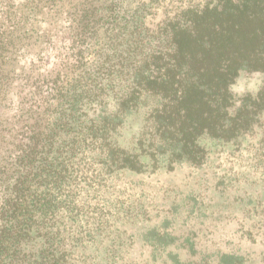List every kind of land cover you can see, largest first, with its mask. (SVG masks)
<instances>
[{"label":"trees","instance_id":"trees-1","mask_svg":"<svg viewBox=\"0 0 264 264\" xmlns=\"http://www.w3.org/2000/svg\"><path fill=\"white\" fill-rule=\"evenodd\" d=\"M128 3L0 0V264H111V180L264 128V0Z\"/></svg>","mask_w":264,"mask_h":264},{"label":"rangeland","instance_id":"rangeland-1","mask_svg":"<svg viewBox=\"0 0 264 264\" xmlns=\"http://www.w3.org/2000/svg\"><path fill=\"white\" fill-rule=\"evenodd\" d=\"M62 17L56 40L73 32ZM263 85L264 73H244L231 90L255 95ZM263 131L226 141L203 135L195 159L185 149L172 164L146 158L143 173L111 180L109 195L124 203L109 223L111 264H264Z\"/></svg>","mask_w":264,"mask_h":264}]
</instances>
